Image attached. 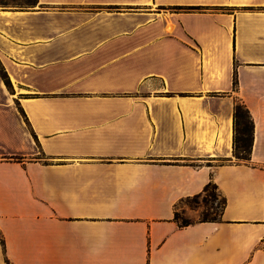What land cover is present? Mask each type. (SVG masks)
I'll return each mask as SVG.
<instances>
[{"label":"crops","instance_id":"obj_1","mask_svg":"<svg viewBox=\"0 0 264 264\" xmlns=\"http://www.w3.org/2000/svg\"><path fill=\"white\" fill-rule=\"evenodd\" d=\"M0 63V264H264V0L0 9ZM210 181L221 218L180 226Z\"/></svg>","mask_w":264,"mask_h":264},{"label":"trees","instance_id":"obj_2","mask_svg":"<svg viewBox=\"0 0 264 264\" xmlns=\"http://www.w3.org/2000/svg\"><path fill=\"white\" fill-rule=\"evenodd\" d=\"M37 1L38 0H31L30 2L27 3L28 4L27 6L33 7L37 4ZM22 7L23 6H21L20 8L25 9ZM3 8H5V7H3ZM0 75L7 84H10V80L8 78V75H7L6 71L4 70V68L2 67L1 63H0ZM237 85H238V78H237V74L235 71L234 72V81H233L234 88H237ZM254 132H255V122H254V120L250 114L249 109L247 108V106L243 102L237 101L235 103L234 112H233V154L238 160H240V161L250 160L253 142H254ZM211 187L214 189H218V186L213 181H210L205 186L204 191L211 188ZM200 195H201V193L198 195H195L193 197H189V198H195L196 199ZM222 199H223V207H222V210L219 214L215 213L214 216H212V217H209L207 215L198 221H218L221 218L222 211H223V208H224L225 203H226L225 197L222 196ZM178 218H179V213L176 212L175 213V219L179 222ZM195 222H197V221H191L189 219H182L181 223L180 222L179 223H180V226H188V225L193 224ZM0 241L2 242V244H4V240L1 236H0Z\"/></svg>","mask_w":264,"mask_h":264},{"label":"rangeland","instance_id":"obj_3","mask_svg":"<svg viewBox=\"0 0 264 264\" xmlns=\"http://www.w3.org/2000/svg\"><path fill=\"white\" fill-rule=\"evenodd\" d=\"M31 0H0V9L1 10H18L21 6L22 8H30L27 3ZM5 7V8H3ZM21 9V8H20ZM1 77V75H0ZM2 83H0V94L3 93L7 96L11 93V83L7 84L4 79L1 77ZM4 85V86H3ZM13 104V102H11ZM180 207H184L185 210L179 209V222L181 223L182 219H189L191 221H198L205 216L212 217L215 213H220L223 207L222 195L218 189L209 188L201 193L198 198H189L185 199L180 203ZM185 211H189L192 214L186 215Z\"/></svg>","mask_w":264,"mask_h":264}]
</instances>
